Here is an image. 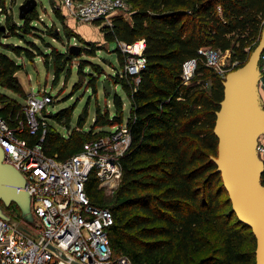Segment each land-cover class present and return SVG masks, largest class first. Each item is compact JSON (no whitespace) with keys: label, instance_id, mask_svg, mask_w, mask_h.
Returning a JSON list of instances; mask_svg holds the SVG:
<instances>
[{"label":"trees","instance_id":"obj_1","mask_svg":"<svg viewBox=\"0 0 264 264\" xmlns=\"http://www.w3.org/2000/svg\"><path fill=\"white\" fill-rule=\"evenodd\" d=\"M126 1L129 19L114 16L112 25L105 28V38L128 45L142 41L146 63L137 75L125 73V56L117 47L122 71L108 77L109 84L111 80L119 85L129 100L126 126L130 136L129 147L120 158L121 181L107 207L114 218L108 228L112 256L125 255L133 264H256V239L233 212L213 161L218 145L214 125L224 97V79L205 66L198 51L208 46L229 51L237 68L243 66L259 42L264 0ZM36 21V9L24 15L21 26L5 15L0 36L4 29L28 33ZM6 46L17 56L20 50L32 58L30 49ZM79 50L95 55L87 47ZM76 53L51 48L44 55L46 65L48 56L53 57L54 81L78 56ZM192 58L197 61L194 75L184 84L182 65ZM87 62L80 61L77 73L88 64L100 72L99 65ZM21 68L0 52V85L24 98L15 77ZM88 87L96 91V79L91 75ZM113 106L116 114L109 116L107 109L102 116L97 112L92 129L86 133L69 132L63 137L46 123L44 153L57 160L79 153L85 142L107 132L95 133V128L121 124L123 103L119 97L114 98ZM0 117L10 127L25 121L20 103L5 93H0ZM52 117L58 123L66 117L69 128L70 115L61 111ZM40 134L30 137L25 131L21 136L32 143ZM260 182L264 187V167ZM86 192L92 203L104 206L92 174ZM246 242L249 245L242 249ZM210 247H214L211 255L194 261Z\"/></svg>","mask_w":264,"mask_h":264},{"label":"built area","instance_id":"obj_2","mask_svg":"<svg viewBox=\"0 0 264 264\" xmlns=\"http://www.w3.org/2000/svg\"><path fill=\"white\" fill-rule=\"evenodd\" d=\"M62 2L69 15L83 23L104 21L111 26L112 16L129 11L126 0ZM117 46L125 56L123 71L137 75L146 63L142 55L143 42L132 45L117 42ZM198 54L206 67L219 72L221 51L208 46L200 48ZM196 63V58L183 63L181 79L184 84L192 79ZM259 71L257 86L264 110V53L260 56ZM135 81H139L138 77ZM50 101L45 91L42 99L29 95L24 107L25 121H19L15 127H10L0 117L2 162L11 165L22 176L30 215L40 222L33 228L21 218L12 226L0 217V264H133L125 255L112 256L108 237V228L114 220L112 212L92 203L86 192L91 174L97 189L114 192L118 188L120 158L130 144L126 124L112 126L101 137L85 142L79 153L57 160L43 151L46 122L36 115ZM25 131L30 137L41 134L30 143L21 136ZM256 153L264 161V133L257 139Z\"/></svg>","mask_w":264,"mask_h":264},{"label":"rangeland","instance_id":"obj_3","mask_svg":"<svg viewBox=\"0 0 264 264\" xmlns=\"http://www.w3.org/2000/svg\"><path fill=\"white\" fill-rule=\"evenodd\" d=\"M25 1L27 0H0V25L2 27L5 24V15H8L16 25H22V19L19 18V7ZM74 1L76 2V0ZM35 2L38 21L32 23L31 26L33 28L28 33L17 31V34H15L9 29L5 30L3 28L4 34L0 36V52L8 55L22 66L15 73V77L22 87L25 97L22 98L1 85L0 93H5L15 99L24 110L29 95L34 94L38 99H42L45 91L50 96L51 101L44 109L38 111L36 115L39 119L44 118L45 122L63 137H66L69 132L86 133L92 129L97 112L102 116L105 113L104 110L107 109L109 116L115 115L116 110L113 106V100L116 96L123 103L121 124H126L129 116V100L126 94L119 85H115L111 80L110 93H105L103 89V82L108 81L109 76H114L117 72L120 73L122 71L115 52L118 47L116 41L109 42L105 38L107 34L105 28L110 26L104 21L93 23L79 21L69 15L68 11L63 7L62 0H35ZM128 14L124 13L122 16L128 20ZM114 16H112L111 20H113ZM263 29L264 22L261 32ZM54 33H56L55 35L58 34L60 38H54ZM85 43L91 46H87ZM9 44L30 49L32 58L20 50L19 56L7 50L9 48L6 45ZM31 44H34L35 47L31 46ZM73 46L87 47L95 55H87V52L80 53L78 49L75 54L78 56L73 58L70 65L65 66L58 79L54 81L53 57L48 56V65H46L44 55L49 54L51 48L65 52ZM81 60L99 65L101 68L100 72L96 73L91 64H88V66L81 69V72L77 73V67ZM236 69L237 62L231 59L230 52H222L220 70L215 72L225 80L227 74ZM90 75L96 79V91H92L88 87ZM262 76L264 77V73ZM61 111L70 115L69 128L66 126V117L62 118L59 123L52 117L53 114ZM79 122L82 123V127L79 126ZM110 128L105 127L102 129L97 127L94 132L111 130ZM98 190L100 192L98 196L104 199L102 205L109 207L116 190L114 192H107L104 188ZM228 209L229 207L226 208V210ZM0 211L2 214L1 218L10 222L12 226L21 221L22 211L15 203H11L9 206L0 203ZM28 220H30L28 223L33 228H37L40 225L39 220L32 215H30ZM214 237V234L210 235L211 239ZM236 244V242L233 243L234 246ZM246 245H249V242L242 244V249L247 247ZM213 249L214 247H210L196 255L194 261L200 257L211 255L214 251Z\"/></svg>","mask_w":264,"mask_h":264},{"label":"water","instance_id":"obj_4","mask_svg":"<svg viewBox=\"0 0 264 264\" xmlns=\"http://www.w3.org/2000/svg\"><path fill=\"white\" fill-rule=\"evenodd\" d=\"M35 0H27L19 7V18L35 9ZM79 47L70 48L76 53ZM264 51V29L259 42L243 66L227 74L223 86L224 97L216 113L214 135L218 140L217 157L213 158L227 192L232 210L239 222L249 227L256 239V264H264V187L260 176L264 167L256 153L257 139L264 133L258 81L259 60ZM103 89L110 93L106 80ZM3 161L0 148V203L17 204L22 219L30 222L29 197L24 190L22 176ZM2 216L0 211V217ZM20 230H24L18 225Z\"/></svg>","mask_w":264,"mask_h":264},{"label":"crops","instance_id":"obj_5","mask_svg":"<svg viewBox=\"0 0 264 264\" xmlns=\"http://www.w3.org/2000/svg\"><path fill=\"white\" fill-rule=\"evenodd\" d=\"M76 1L80 2V1H83V0H76Z\"/></svg>","mask_w":264,"mask_h":264}]
</instances>
